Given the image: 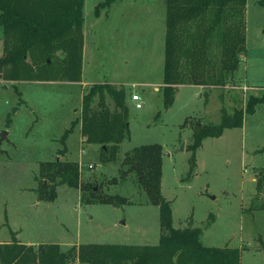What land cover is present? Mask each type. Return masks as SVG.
I'll use <instances>...</instances> for the list:
<instances>
[{
	"label": "rangeland",
	"instance_id": "rangeland-1",
	"mask_svg": "<svg viewBox=\"0 0 264 264\" xmlns=\"http://www.w3.org/2000/svg\"><path fill=\"white\" fill-rule=\"evenodd\" d=\"M101 1L84 0L88 28ZM164 2L117 0L102 9L95 22L98 33L87 40L93 73L83 81L110 82L112 70L128 82L124 87L129 138L120 144L114 162L100 161L99 146L82 142L78 124L66 139V154L58 157L61 135L80 115L81 83L18 81L20 97L14 83L7 84L1 75L0 133L8 135L0 142V246L12 239L11 231L21 242L59 243L62 249L73 243L157 244L158 206L149 202L133 174L121 181L119 171L125 152L158 143L164 151L161 192L171 203L173 226L201 227L204 245L236 247L240 264H264V210L255 208L264 196L256 189L257 173L264 167V102L245 115L242 127L204 139L192 169V152L186 150L192 128L183 125L187 118L191 123L216 122L222 107L231 113L245 107L249 96L264 93V8L257 0L246 1V51L237 77L235 72L225 87L200 88L199 98L193 94L196 88L183 87L164 110L163 86L158 93L148 86L163 74ZM93 29L92 25L87 33ZM2 52L0 33V56ZM132 82L147 84L132 86ZM133 93L140 95L141 108L130 99ZM56 158L80 164L81 184H95L100 193L126 196L129 203H87L89 191L66 184L57 185L54 201L39 199L40 163ZM112 178L118 181L113 183Z\"/></svg>",
	"mask_w": 264,
	"mask_h": 264
},
{
	"label": "trees",
	"instance_id": "trees-1",
	"mask_svg": "<svg viewBox=\"0 0 264 264\" xmlns=\"http://www.w3.org/2000/svg\"><path fill=\"white\" fill-rule=\"evenodd\" d=\"M116 1L99 2L94 15L99 16L103 8ZM164 1L161 98L165 110L173 104L179 85L225 87L234 77L246 51L247 0ZM257 2L264 8V0ZM83 7L84 0H0V74L14 82L20 97L18 81L81 80ZM262 102L264 93L249 96L245 107L234 108L231 113L222 107L216 122L191 123L193 120L185 119L183 125L192 128L186 147L192 152L191 169L204 139L219 137L227 128L242 127L245 115L252 114ZM128 116L123 84L107 80L90 84L83 91L79 117L61 135L58 157L66 154V139L78 124L82 142L99 146L102 163L116 161L120 144L129 138ZM163 154L158 143L136 146L125 152L119 171L121 181L133 174L149 202L158 206L161 233L157 244L73 243L62 249L59 243L35 246L21 242L11 231L12 239L0 246V264H240L239 248L207 246L201 241L203 228L173 226L171 203L161 192ZM80 169V164L72 160L41 162L39 199L54 201L57 185L66 184L89 191L90 197L84 199L87 203H129L126 196L100 193L95 184H81ZM117 181L112 178L113 183ZM256 189L264 195V167L257 173ZM255 208L264 210V196Z\"/></svg>",
	"mask_w": 264,
	"mask_h": 264
},
{
	"label": "crops",
	"instance_id": "crops-1",
	"mask_svg": "<svg viewBox=\"0 0 264 264\" xmlns=\"http://www.w3.org/2000/svg\"><path fill=\"white\" fill-rule=\"evenodd\" d=\"M99 3V2H98ZM97 3V4H98ZM101 14H102V12H100ZM101 14H99V16H95L94 15V13H93V15H94V18H95V20L91 23V25L89 26V28H88V25L86 24V22L87 21H85V18H84V23H83V56H82V75H81V80L80 81H77L76 83H81V85L83 86V88H82V90L84 91V89L87 87V86H89L90 84H92V83H94V81H93V79H92V81H87L86 79L83 81V77H89V76H91L90 74H91V72L93 73V70H92V64H91V55H90V51H89V46H88V41L87 40H91L92 39V37H93V35H94V33H98L97 31H96V29H95V27H96V21L100 18V16H101ZM94 26V29H93V31L91 32V33H87L88 31H89V29H90V27L91 26ZM163 42V44H164V41H162ZM110 50H113L112 48H110ZM103 69H105V65H104V67H103ZM237 71H236V77H237ZM234 75V76H235ZM109 76H110V82H116V83H119V84H128V82H124V81H122L121 80V78L118 76V75H114V74H112V70L110 71V73H109ZM7 84H12V83H14L13 81H5ZM31 82H46V81H31ZM56 82H62V81H50L49 83H56ZM67 82H72V81H67ZM95 82H97V81H95ZM99 82V81H98ZM17 83V82H16ZM146 84L147 83H142V82H132L131 83V85L132 86H136V85H138V86H141V85H145L146 86ZM149 85L148 86H152V89H153V91H155V92H157L158 93V91H159V89H160V86H162V77L161 78H159L158 80H155V81H151V82H149L148 83ZM85 86V87H84ZM183 87H194V88H196V91L193 93L196 97H198L199 98V96H200V93H201V90H200V88H201V86H196V85H179L178 86V88H177V90H176V94H175V99H174V102L177 100V98H178V95H179V93H180V91H181V89L183 88ZM83 91H82V94H83ZM173 102V103H174ZM79 126V129H80V125H78ZM79 132H80V136H81V131L79 130ZM7 135H8V133H7ZM82 137V136H81ZM7 138V137H6ZM67 146V145H66ZM185 148V147H184ZM162 167H163V157H162ZM163 173V172H162ZM162 180V179H161ZM162 184V183H161Z\"/></svg>",
	"mask_w": 264,
	"mask_h": 264
},
{
	"label": "built area",
	"instance_id": "built-area-1",
	"mask_svg": "<svg viewBox=\"0 0 264 264\" xmlns=\"http://www.w3.org/2000/svg\"><path fill=\"white\" fill-rule=\"evenodd\" d=\"M130 99L135 103L136 108H141L142 107V101L141 97L137 93H133L130 97ZM89 167H92V164H89Z\"/></svg>",
	"mask_w": 264,
	"mask_h": 264
},
{
	"label": "water",
	"instance_id": "water-1",
	"mask_svg": "<svg viewBox=\"0 0 264 264\" xmlns=\"http://www.w3.org/2000/svg\"><path fill=\"white\" fill-rule=\"evenodd\" d=\"M0 77H1V74H0ZM7 131H3L0 133V142L2 141V139H4L7 135ZM184 144H185V141L182 142L181 146H180V149L183 150L184 149Z\"/></svg>",
	"mask_w": 264,
	"mask_h": 264
}]
</instances>
